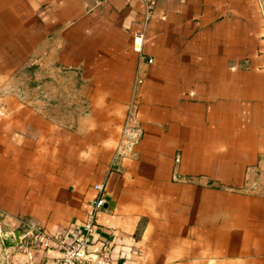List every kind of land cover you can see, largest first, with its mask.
Listing matches in <instances>:
<instances>
[{"label":"crops","instance_id":"obj_1","mask_svg":"<svg viewBox=\"0 0 264 264\" xmlns=\"http://www.w3.org/2000/svg\"><path fill=\"white\" fill-rule=\"evenodd\" d=\"M97 183L112 264H264V0H0V264Z\"/></svg>","mask_w":264,"mask_h":264},{"label":"built area","instance_id":"obj_2","mask_svg":"<svg viewBox=\"0 0 264 264\" xmlns=\"http://www.w3.org/2000/svg\"><path fill=\"white\" fill-rule=\"evenodd\" d=\"M149 5L151 0H139ZM143 35L137 34L133 39V50L141 53ZM141 59H144L141 57ZM148 59L147 63H152ZM137 80V83H140ZM140 131H133L127 141V149H130L138 140ZM97 196L90 202V210L85 216L81 226L80 233L71 241L63 244V253L61 256L51 260L37 263L34 258V252L46 251L51 249L55 237L45 232L36 222L21 219L18 221L22 229V235L19 236L16 245L24 253L26 259L23 264H112L111 249L103 242L94 241L92 236L96 228L98 214L103 210L105 205L103 183H97L93 186ZM13 236V233L10 232Z\"/></svg>","mask_w":264,"mask_h":264},{"label":"rangeland","instance_id":"obj_3","mask_svg":"<svg viewBox=\"0 0 264 264\" xmlns=\"http://www.w3.org/2000/svg\"><path fill=\"white\" fill-rule=\"evenodd\" d=\"M18 85H19V87L17 86V88H20L21 85L20 84H18Z\"/></svg>","mask_w":264,"mask_h":264}]
</instances>
